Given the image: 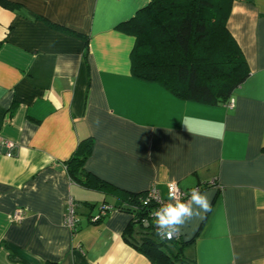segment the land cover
<instances>
[{
  "label": "crops",
  "instance_id": "1",
  "mask_svg": "<svg viewBox=\"0 0 264 264\" xmlns=\"http://www.w3.org/2000/svg\"><path fill=\"white\" fill-rule=\"evenodd\" d=\"M149 2L0 0V141L15 147L0 151V264H152L123 238L120 193L166 198L168 182L212 193L174 240L193 264H264V0H230L226 29L249 69L232 108L133 74L135 37L119 25ZM86 140L91 187L66 167Z\"/></svg>",
  "mask_w": 264,
  "mask_h": 264
},
{
  "label": "trees",
  "instance_id": "2",
  "mask_svg": "<svg viewBox=\"0 0 264 264\" xmlns=\"http://www.w3.org/2000/svg\"><path fill=\"white\" fill-rule=\"evenodd\" d=\"M229 11L230 0H150L119 25L135 37L133 74L159 82L182 99L227 104L249 74L242 53L226 29ZM87 140L66 167L71 179L91 187L95 178L81 168L91 148ZM209 181L206 186H211ZM97 182L100 187L104 184ZM145 194L120 193L124 209L132 213L123 232L124 240L152 264H193L174 240L157 242L152 222L143 224L144 219L150 220L148 213L154 206L142 201ZM136 233L139 238H127Z\"/></svg>",
  "mask_w": 264,
  "mask_h": 264
},
{
  "label": "clouds",
  "instance_id": "3",
  "mask_svg": "<svg viewBox=\"0 0 264 264\" xmlns=\"http://www.w3.org/2000/svg\"><path fill=\"white\" fill-rule=\"evenodd\" d=\"M211 200L212 193L200 192L197 188L191 189L187 202L170 191V202L153 211L156 236L159 238L157 242L170 241L188 222L195 218L203 219L211 211Z\"/></svg>",
  "mask_w": 264,
  "mask_h": 264
},
{
  "label": "built area",
  "instance_id": "4",
  "mask_svg": "<svg viewBox=\"0 0 264 264\" xmlns=\"http://www.w3.org/2000/svg\"><path fill=\"white\" fill-rule=\"evenodd\" d=\"M233 100L229 99L227 102L226 106L229 108L233 107ZM15 147L14 144L9 142V141H0V151L4 153L5 156L11 157L13 156ZM209 185L211 186H217L216 180L211 179L209 181ZM197 188L198 190L201 189V186L194 187ZM175 193L176 197L180 199L181 201L187 202L190 198L191 194V189L190 190H183L179 188V186L175 182H168L167 183V197L163 198L157 188L155 186H151L146 192L145 197L142 199V201L145 202H151L154 206L148 213V217L150 220L144 219L143 224L146 225L150 222H152V225L155 228L156 231V226L154 224V216H153V211L156 209H159L163 204H166L169 201V192ZM110 210V206L106 203H101L97 207V211L95 214H91L89 217V221L91 223H96L100 221L101 218H103L105 215H107L108 211ZM24 209L23 208H17L13 214V219L14 220H20L24 217ZM63 223L65 226H67L70 229H74L75 226L78 223V218L74 214V203L72 201L69 202L67 212L63 216ZM180 237V232H177L172 240H175Z\"/></svg>",
  "mask_w": 264,
  "mask_h": 264
}]
</instances>
